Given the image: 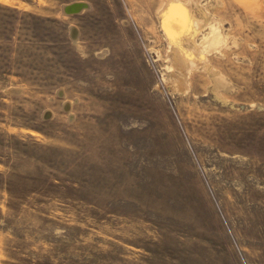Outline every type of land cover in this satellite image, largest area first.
<instances>
[{
    "label": "rangeland",
    "instance_id": "1",
    "mask_svg": "<svg viewBox=\"0 0 264 264\" xmlns=\"http://www.w3.org/2000/svg\"><path fill=\"white\" fill-rule=\"evenodd\" d=\"M172 1L180 88L171 0H0V264H264V0Z\"/></svg>",
    "mask_w": 264,
    "mask_h": 264
},
{
    "label": "bare ground",
    "instance_id": "2",
    "mask_svg": "<svg viewBox=\"0 0 264 264\" xmlns=\"http://www.w3.org/2000/svg\"><path fill=\"white\" fill-rule=\"evenodd\" d=\"M173 5H175V7H172ZM163 11L168 13V21L172 19L170 22H173V25L170 24L166 29H168L169 35L176 44L174 48V58L180 60V62L182 61L184 66V68H181L182 72L177 74L180 88V86L184 85L183 83L187 81L189 66L195 67V65H202L204 68L207 67V56L204 52L203 45L208 44V41L218 29L216 24L208 16H195L193 8L188 7L186 9L181 6L180 3L172 0L171 3H168L167 9L165 8ZM205 27L210 30L209 35L204 38L202 42H199L197 36ZM185 29H187V33ZM173 76L176 75L173 74Z\"/></svg>",
    "mask_w": 264,
    "mask_h": 264
},
{
    "label": "water",
    "instance_id": "3",
    "mask_svg": "<svg viewBox=\"0 0 264 264\" xmlns=\"http://www.w3.org/2000/svg\"><path fill=\"white\" fill-rule=\"evenodd\" d=\"M81 7V4L79 3H74L72 5H69L66 7L67 11L73 12V11H77L79 8Z\"/></svg>",
    "mask_w": 264,
    "mask_h": 264
},
{
    "label": "snow or ice",
    "instance_id": "4",
    "mask_svg": "<svg viewBox=\"0 0 264 264\" xmlns=\"http://www.w3.org/2000/svg\"><path fill=\"white\" fill-rule=\"evenodd\" d=\"M172 7H175V5H173Z\"/></svg>",
    "mask_w": 264,
    "mask_h": 264
}]
</instances>
